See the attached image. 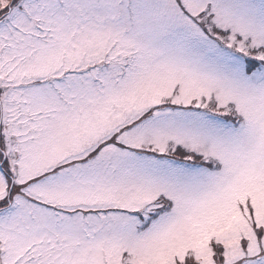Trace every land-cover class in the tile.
Listing matches in <instances>:
<instances>
[{
	"label": "snow or ice",
	"instance_id": "snow-or-ice-1",
	"mask_svg": "<svg viewBox=\"0 0 264 264\" xmlns=\"http://www.w3.org/2000/svg\"><path fill=\"white\" fill-rule=\"evenodd\" d=\"M0 264H264V0H0Z\"/></svg>",
	"mask_w": 264,
	"mask_h": 264
}]
</instances>
